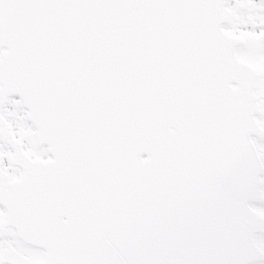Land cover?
Listing matches in <instances>:
<instances>
[{
	"label": "snow or ice",
	"instance_id": "snow-or-ice-1",
	"mask_svg": "<svg viewBox=\"0 0 264 264\" xmlns=\"http://www.w3.org/2000/svg\"><path fill=\"white\" fill-rule=\"evenodd\" d=\"M0 264H264V0H0Z\"/></svg>",
	"mask_w": 264,
	"mask_h": 264
}]
</instances>
